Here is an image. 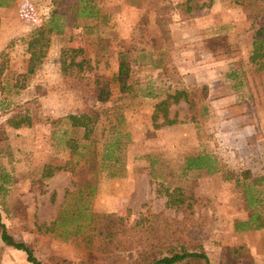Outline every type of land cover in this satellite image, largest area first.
<instances>
[{
  "label": "rangeland",
  "instance_id": "obj_1",
  "mask_svg": "<svg viewBox=\"0 0 264 264\" xmlns=\"http://www.w3.org/2000/svg\"><path fill=\"white\" fill-rule=\"evenodd\" d=\"M100 4L105 15L50 34L44 56L31 73H27L26 42L47 16L51 0H12L0 7V222L15 241L32 250L40 264L132 263L134 251H88L81 244L44 233L41 225L53 219L65 190L72 189L68 171L41 176L44 164H62L67 158L64 117L101 112L102 119L109 115V122L99 128L103 139L111 144L117 139L120 148L114 151L118 161H111V168L105 164L91 176L93 211L114 214L124 227L147 225L150 213L174 215L165 207L163 190L178 186L192 195L193 219L209 264H264V226L249 231L232 227L235 219L248 213L240 192L241 172L249 170L261 177L264 186V103L257 106L247 99L244 106L233 104L231 112L239 117H227L219 106L209 108L210 100L205 107L199 105L192 121L180 101L170 107L178 122L154 128L150 119L152 106L166 86L158 67L162 63L169 73L177 72L175 78L182 85L213 87L210 94L216 100L232 93L225 63H233L235 70L249 65V34L264 17V0H212L195 12L197 22H181L174 10L155 22L153 0H101ZM99 37L109 67L84 71L86 85L69 88L61 77V58L92 59ZM220 48L232 50L222 64L210 57ZM120 49L129 50L128 57L134 60L131 91L136 93L121 97L110 85L112 95L98 102L92 80L116 70ZM111 109L115 115H110ZM24 114L30 119L28 125L15 128L7 122L12 115ZM198 153L212 155L219 171L183 172L184 159ZM0 264L31 263L23 251L0 240Z\"/></svg>",
  "mask_w": 264,
  "mask_h": 264
},
{
  "label": "trees",
  "instance_id": "obj_2",
  "mask_svg": "<svg viewBox=\"0 0 264 264\" xmlns=\"http://www.w3.org/2000/svg\"><path fill=\"white\" fill-rule=\"evenodd\" d=\"M11 1L0 0V7L8 6ZM153 1L155 22L170 10H174L181 20L190 19L197 10L212 3V0H178L175 3L172 0ZM241 1L234 0L236 3ZM100 3L101 0H51V8L47 16L41 25L31 30L28 35L27 73H31L34 67L40 64L50 34H61L66 27L77 26L80 20L97 19L100 14L105 15L100 12ZM249 37L251 39V48L247 56L249 65L235 70L233 63H229L227 67L230 70L225 74L232 81L234 94L238 96L243 93L244 96L254 100L257 87L264 86V17L262 15L250 31ZM105 50L106 46L99 37V47L92 59L61 58V77L66 85L69 88L84 87L86 85L85 78L83 79L84 71L107 69L109 61ZM128 51L120 49L116 52V70L110 76L100 75L93 78L96 101L108 100L112 95L110 85L111 87L113 85L121 97L130 92L136 93L135 90L131 91V86L135 83L131 77V65L134 60L128 57ZM231 51L230 48H220L215 52V56L228 57L231 56ZM158 67L161 70V77L166 80V86L163 95L152 106L150 119L153 127L178 122L176 112L171 113L170 107L180 101L186 105L189 120H195L198 116L199 104L207 98V85H182L175 78L177 72L174 70L172 73L168 72L167 64L162 63ZM243 85L246 86L247 91H243ZM144 93L151 95L150 92L143 91L142 94ZM109 112L110 115L111 113L115 115L112 109ZM104 117L102 119L101 112L93 111L67 114L64 117L63 120L68 124L63 131L68 135L64 140L68 151L67 158L62 164H44L41 168V176L47 178L54 172L68 171L72 176V189L65 190L63 200L53 219L41 224L44 233H49L62 241L81 244L88 251L96 253L134 251L135 257L131 264H209L198 236L196 221L193 219L192 195L181 187L174 186L170 190L168 188L163 190L165 207L172 209L174 215L169 216L163 212L150 213L147 225L124 227L114 214L99 213L91 209V198L95 192L91 176L100 172L105 164L111 168V161L112 163L118 161L114 151L120 148L117 139L112 144L111 141L107 143L103 139L104 133L99 128L105 127L109 122V115ZM7 122L16 128L28 125L30 119L26 114L12 115ZM111 126L113 128L112 124ZM116 134L117 131L113 133L114 138ZM1 139L3 138L0 135ZM192 169H204L206 173H214L219 171V166L212 155L198 153L184 159L183 172ZM240 176L241 197L248 213L244 219H235L232 227L234 231L257 230L264 226V186L260 183L261 177H254L249 170H244ZM2 182L3 179L0 177V192ZM178 214L181 215L180 218ZM0 240L7 246L23 251L27 262L40 264L32 250L23 242L15 241L2 222H0Z\"/></svg>",
  "mask_w": 264,
  "mask_h": 264
},
{
  "label": "crops",
  "instance_id": "obj_3",
  "mask_svg": "<svg viewBox=\"0 0 264 264\" xmlns=\"http://www.w3.org/2000/svg\"><path fill=\"white\" fill-rule=\"evenodd\" d=\"M173 2V1H172ZM173 3H175V2H173ZM212 4V3H211ZM210 4V5H211ZM104 13V12H103ZM154 17V16H153ZM194 18V16L192 17V18H190V19H186V20H181V22H186V21H190L191 19H193ZM192 21V20H191ZM193 21L194 22H197V20L196 19H193ZM152 23H154V22H152ZM251 40V39H250ZM248 56V55H247ZM247 56H246V59H247ZM210 57L215 61V62H217L218 64H222L223 63V61H227V57H225V56H223V57H216L215 56V52L214 53H212V54H210ZM226 64V67L228 66V62H226L225 63ZM224 64V65H225ZM220 69H222L221 67H220ZM223 70V69H222ZM214 73V72H213ZM217 74H220L218 71H217ZM185 85H188V84H185ZM191 85H194L193 83L191 84ZM207 85V84H206ZM207 89H208V95H207V98L203 101V102H201V106L203 105H205V103L206 102H209L210 100V102L211 103H208L207 104V106L210 108L211 107V105H216V106H219V109H221V110H223V112H225V114H227V117H239V115L237 116V114H234V113H232L231 112V110H232V107H233V104H237V105H243L244 106V103H245V100H247V99H249V101L250 102H253V103H255V104H257V106H259V105H263V103H264V98H263V95H262V91L261 90H264V86H259V87H257V89H256V92H255V95H256V99H251V98H249V97H246V96H244V95H239L238 94V96L237 95H235L234 93H233V91H232V93H225V94H221V96H219V98L216 100V98H213L212 96H211V94H210V90L211 89H214L213 87L211 88H208V86H207ZM243 91H247V89H246V86L245 85H243ZM226 94H228V96H231V97H229L228 99H227V97L225 96ZM254 95V96H255ZM239 102V103H238ZM200 105V104H199ZM205 107V106H204ZM29 263V262H28Z\"/></svg>",
  "mask_w": 264,
  "mask_h": 264
}]
</instances>
